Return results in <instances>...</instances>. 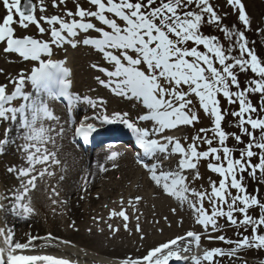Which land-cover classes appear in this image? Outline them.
Here are the masks:
<instances>
[{"label":"snow or ice","instance_id":"obj_1","mask_svg":"<svg viewBox=\"0 0 264 264\" xmlns=\"http://www.w3.org/2000/svg\"><path fill=\"white\" fill-rule=\"evenodd\" d=\"M0 3L6 13L0 18V44L5 45L2 51L36 62L30 74L20 73L9 81L14 85L11 92L6 84H0V121L19 122L25 130L23 149L28 167L9 168L27 178L22 182L23 190L15 195L14 212L23 216L34 212L29 193L36 188L38 177L51 175L46 167L33 174L36 165H47L50 160L59 163L56 154L43 147L52 141L48 135L52 129L45 128L43 122L58 120L50 102H66L70 112L84 102L98 111L91 117L84 116L74 127V135L88 143L97 131V125L90 121L124 125L143 150L144 157H138V163L150 179L180 205H187L195 223L204 229V233L188 231L151 248L142 257L126 258L120 264H171L189 259L192 264H217L218 257L239 259L243 249H264V198L259 189L250 193L246 183L251 179L264 184V58L249 47L244 31L222 26V17L211 0H87L89 7L77 0L74 11L67 9V0H52V7L64 8L62 14L53 15L43 14L47 11L45 0H39V6L34 0ZM227 3L237 9L245 28L250 27L242 0ZM37 10L41 15L37 16ZM206 24L215 25L228 43L206 34ZM17 25L22 29L35 25L48 39L18 36ZM93 32L95 36L90 35ZM81 43L93 47L111 66L92 65L106 77L97 76V82L115 95L137 100L144 109L142 114L135 119L128 112L109 114L103 98L81 97L72 91L70 69L65 61L52 57L54 47L70 44L75 48ZM248 72L252 78L242 84L239 74ZM28 82L34 94L24 90ZM254 95L259 98L256 103L251 99ZM221 98L229 105H238L237 110L226 112ZM17 100L22 101L18 106L14 104ZM201 112L210 118V128H199L192 136L166 134L195 127L201 122ZM229 114L236 120L238 133L223 127ZM63 131L61 127L58 135ZM9 132L11 128L0 139V150L9 143ZM230 138L242 147H229ZM118 156L114 151L108 159L115 161ZM204 160L208 161V170L220 179L209 180L207 188L194 187L204 179L199 170ZM135 199L139 202L142 198ZM253 208L260 210L258 216L250 215ZM110 217H121L124 228H128L123 200L120 210L113 209ZM221 219L225 221L223 226ZM229 226L244 230L240 238L208 235L209 240L230 245L228 249L216 247L203 249L202 255H184L192 251V244L200 248L202 235L209 229L223 233ZM136 230L140 231L139 224ZM36 239L39 237L29 236L22 243L11 229L0 228V264H73L62 256L23 254L36 247ZM45 239L52 244L56 238L49 234Z\"/></svg>","mask_w":264,"mask_h":264},{"label":"bare ground","instance_id":"obj_2","mask_svg":"<svg viewBox=\"0 0 264 264\" xmlns=\"http://www.w3.org/2000/svg\"><path fill=\"white\" fill-rule=\"evenodd\" d=\"M131 105L132 104L129 102L128 98L121 96H117L116 98L106 101V108L109 114L114 111L128 112L130 117L135 119L143 107L141 106L139 108L140 110L136 111V109L132 108ZM86 110L91 115L98 111L90 108L89 106L86 107ZM141 123L149 124V122ZM0 125H2V122ZM5 125L8 129L11 128V132L8 133L9 143L3 146L2 157L5 155L11 157V162L13 164L8 165L9 167L15 165L14 169L16 170L18 168H25L27 166V155H24L26 152L22 148V142H18L20 138L25 141L23 138L25 130L19 127V122L13 123L7 121ZM62 128L64 129V134H66L69 125L65 123L62 125ZM5 133H0V138L4 139ZM63 143L64 140L61 138V144H59L61 148H63ZM67 147L69 149L72 148L69 144H67ZM65 149L66 147H64V149L58 148L56 150V158L61 162L56 166V168H54V173L44 177L42 180H39L41 186L36 183L37 186L35 188L36 191L42 195L50 194L55 200L53 203L55 207L54 212L51 214L46 212V215L49 218L52 217L54 219V234L51 236L56 239L52 242V244H48L45 239V234L42 233V226L36 219H34V223L29 227L21 223V232L14 237L16 240L26 242L29 236L40 237L37 243V239L33 241L35 245L40 244V246L38 248L36 247L34 249L27 250L23 254H51L62 256L69 260H76L82 264H120V262L126 258H139L140 254L144 253L146 250V247L142 243L137 244L136 246L131 244L124 246L114 242L106 243L105 246L98 245L97 247L83 245L86 240L83 236L85 233L81 228V222L83 220L90 221L94 215L99 214V207L96 206L97 200L108 199L116 192L123 194L125 189H128L127 191L130 192L128 195L121 196V199L119 198V200H116L117 203H121V200L124 202L125 199L131 200L134 197L139 196V193L137 192H140V190H144L145 188H151L153 191L150 193L155 196H166L167 194L164 193L161 188L157 187L152 180L148 181L147 177H142L144 174L148 176V173H144V168L142 170L140 163L137 161H128L127 158L124 157L120 162L115 163L113 160L108 159L111 153L110 151H100L96 158H91L90 167L85 169L86 161L89 160L87 159L88 157L73 151L70 155L65 154ZM63 155H65V157ZM140 157H144V153H142ZM117 158H119V156ZM65 160L69 163L68 165L65 163ZM102 163H104L105 166L100 168ZM113 165H115V167ZM171 165L172 167H175V159L171 161ZM5 167L6 166H2L0 168V174H2L1 176L4 181H2L3 185L1 188L6 202V206L1 217L2 219H8L7 216L9 215V219L14 220L18 218L19 214L13 211L14 204L9 202L8 199L14 201L15 195L20 193L22 186L19 183L20 179L15 177V174H17L18 171L6 172L4 171ZM80 178L86 182V187H88V189L85 190V192L76 194ZM113 207H115V202L112 204V208ZM58 210H61V213H58ZM100 211H105V209L100 208ZM104 219L106 221L105 216ZM63 225L65 227H63ZM7 227L10 228L11 225L9 224ZM88 234L95 235L94 231H91ZM123 234L124 238H128L134 236L136 233L133 230L127 232L122 230L115 233V235ZM103 235H105V233L96 235L94 239L99 240V238H102ZM57 237H60L61 239H57ZM66 239H70V241L73 242V246L62 243V241ZM127 241L130 243L129 240ZM93 244L95 243L93 242ZM93 244L91 243V245ZM186 255L191 257L192 255L199 254H193L191 251L190 253H186ZM181 264L192 263H189L188 260L187 262L181 261Z\"/></svg>","mask_w":264,"mask_h":264},{"label":"rangeland","instance_id":"obj_3","mask_svg":"<svg viewBox=\"0 0 264 264\" xmlns=\"http://www.w3.org/2000/svg\"><path fill=\"white\" fill-rule=\"evenodd\" d=\"M83 0H78V2H81ZM37 6H39V0H35ZM77 0H67V8L69 6H75ZM212 4L215 5V8L218 12V14L222 17V23H224L226 26L234 28V30L244 31L247 40L249 41V47L253 48L258 56L261 58H264V30H261V24L263 22L264 18V0H242V3L245 6V11L247 12L250 20V27L245 28L244 25L240 23V20L237 19L238 11L237 9L233 8L232 6L228 5L227 0H211ZM45 3L47 5V11L43 13L44 15L52 14L56 11H58V8L52 7V0H45ZM85 4V1H84ZM247 6V9H246ZM62 9L63 6L61 7ZM5 9L3 7V4L0 3V18H2L5 15ZM37 16L41 15L39 10H37ZM46 27V25H43ZM215 26V25H214ZM223 26V25H222ZM17 29V35L23 36V35H34L36 37L41 36V34L36 29L35 25H30L28 29H22L18 25L16 26ZM204 29L205 32L208 34H214L213 30L217 29V27H213L211 25H205ZM218 31V29H217ZM220 32V31H218ZM221 33V32H220ZM217 36V35H216ZM44 38L46 37L43 36ZM219 37V36H218ZM222 38H224L223 35H221ZM225 44L228 42L225 40L223 41ZM3 45L0 44V84H6L7 88H10L8 84L9 81L13 79L15 76L19 75L21 70L25 66V62L14 59L12 55L5 54L3 51ZM56 55L60 56L62 59L66 57L67 63L71 66V69L74 73V86L77 90H83V91H89L94 90V92L97 95H102V98L105 101H109L113 98L109 93L101 91L96 85L95 78L98 76V71L92 67L93 64L97 65H105V61L103 60L102 55L99 52H96L94 50L88 49L83 44H79L75 48H67L66 47L62 51H57ZM252 73H240L239 78L241 80L242 84H247L248 80L252 78ZM253 103L258 102L257 96L251 97ZM119 102V101H118ZM228 104V103H227ZM228 107L226 110H237L238 105H227ZM54 115L58 117V120L65 121L64 114L61 113V111H57L53 109ZM226 117H232L231 115H228ZM47 121V120H46ZM227 124V121L225 119L223 126ZM235 124L236 120L233 123V129L232 132L235 130ZM211 121L208 116L203 114L201 112V122L196 124L195 127H188L186 131L182 129L181 131H178V136H192L196 133V131L199 128H210ZM46 128H51L53 131V134H48L52 137V141H49L52 145L55 147H58L60 145L57 144V141H59V137H62L61 135H58L59 131H57V128H61V126L56 127L49 124H45ZM182 133V134H181ZM69 134V131H68ZM68 134L66 135V140L68 137ZM233 140V139H232ZM54 141V142H53ZM231 143V142H230ZM203 148L206 147V145L202 146ZM206 163H203L205 162ZM207 160L201 161L199 170L201 175L204 177L203 180L196 182L194 184V187H199L203 185V187H208V181H218L220 179L214 177V175L208 170ZM255 187V191L259 189V194H262L264 192V184H257L255 181H252ZM128 189H125V192L123 194L116 192L114 195L109 197L108 199H100L97 200L96 206L99 207L97 215H94L92 217V220H83L81 223L84 239L86 242H84L83 245L88 246H98L103 245L105 246L106 243L114 242L117 244H121L124 246H128L129 244L136 246L137 244H144L146 247V250L149 248L155 247L158 243L157 241L161 239H171L170 237H173L175 235H178L180 233H184L185 231H198L199 233H204V229L195 223V219L193 216V213L191 209L188 208L187 205H180L178 201L171 196H155L151 191H153L151 188H145L144 190H140L139 196H141L142 199H140L138 206L136 207V212L134 208H130L129 214L132 218V222L130 224V230H133L136 234L132 237L124 238L123 235H115L113 232L109 231L108 227L109 224H105L104 216L110 215L111 211L113 209L119 210L121 208V203H117L116 200L121 199V196L128 195L127 191ZM95 193V192H94ZM93 193V194H94ZM150 193V194H148ZM35 195V194H34ZM33 195V196H34ZM37 195V196H36ZM35 195L34 200H37L38 193ZM136 196V197H139ZM39 207L41 208L42 213L39 214V216L42 218L44 211L51 209L52 198L46 197L45 199L43 196L39 197ZM115 202V207L112 208V204ZM133 201V203H136ZM129 205V200L123 202V207L127 208ZM207 206V205H206ZM108 207V210H107ZM100 208H104L105 211H100ZM175 209V211H173ZM135 212V213H134ZM59 213V212H58ZM259 213V210L256 209L255 212L250 211V215H253L254 217L256 214ZM188 216H187V215ZM104 215V216H102ZM138 218V219H137ZM187 223V224H186ZM41 224L43 226V233L48 232V228H50V222L48 221H41ZM112 224V223H110ZM139 224L140 231L136 230V226ZM220 224L223 226L225 224V221L223 219L220 220ZM114 224H112L113 226ZM188 225V226H187ZM63 227H65L63 225ZM107 228V229H106ZM116 228V226H115ZM123 226V230H124ZM91 231H94L95 235H89ZM244 230L237 227H225L223 233L221 232H213L211 229L208 230L207 233H205L206 238L208 237L209 233H213L217 235L224 234L228 238H231L233 240H236L239 237V233L243 232ZM145 232V233H144ZM105 233V235L102 236V238H99V240L94 239L96 235H100ZM247 234V233H245ZM135 238V239H133ZM129 240L130 243L127 241ZM165 241V240H163ZM93 242L95 244H93ZM207 242L205 238L202 239V243ZM91 243L93 245H91ZM208 249L220 247L223 249H228L230 245L225 244L221 241L214 240L210 242ZM145 250V251H146ZM248 250L243 249L239 255V259L236 258H226V259H220L217 258V264H243L244 254H247ZM143 255V253L140 254V256Z\"/></svg>","mask_w":264,"mask_h":264},{"label":"trees","instance_id":"obj_4","mask_svg":"<svg viewBox=\"0 0 264 264\" xmlns=\"http://www.w3.org/2000/svg\"><path fill=\"white\" fill-rule=\"evenodd\" d=\"M206 30L204 29V32H205Z\"/></svg>","mask_w":264,"mask_h":264}]
</instances>
